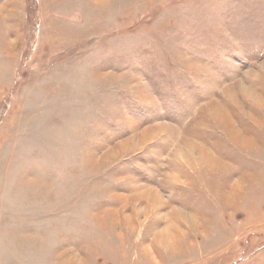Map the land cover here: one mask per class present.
<instances>
[{
    "label": "rangeland",
    "instance_id": "obj_1",
    "mask_svg": "<svg viewBox=\"0 0 264 264\" xmlns=\"http://www.w3.org/2000/svg\"><path fill=\"white\" fill-rule=\"evenodd\" d=\"M0 264H264V0H0Z\"/></svg>",
    "mask_w": 264,
    "mask_h": 264
},
{
    "label": "snow or ice",
    "instance_id": "obj_2",
    "mask_svg": "<svg viewBox=\"0 0 264 264\" xmlns=\"http://www.w3.org/2000/svg\"><path fill=\"white\" fill-rule=\"evenodd\" d=\"M237 42L239 44L240 47H244L245 44L247 43V38L241 34H237ZM107 124V116L102 114L100 116L97 117V127L100 129H104V125ZM95 135L100 139L103 140L105 138L110 137V133L107 132V130H103V131H99L96 132ZM97 151L99 150V148L96 149ZM151 152V150H149ZM149 153H145V156H147ZM145 162H147L145 160ZM123 168V166H122ZM115 175H120L123 174L121 169H117L116 173H114Z\"/></svg>",
    "mask_w": 264,
    "mask_h": 264
},
{
    "label": "bare ground",
    "instance_id": "obj_3",
    "mask_svg": "<svg viewBox=\"0 0 264 264\" xmlns=\"http://www.w3.org/2000/svg\"><path fill=\"white\" fill-rule=\"evenodd\" d=\"M165 234H167V232ZM163 236H164V234L163 235H159L158 238L162 240Z\"/></svg>",
    "mask_w": 264,
    "mask_h": 264
}]
</instances>
